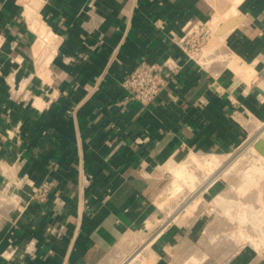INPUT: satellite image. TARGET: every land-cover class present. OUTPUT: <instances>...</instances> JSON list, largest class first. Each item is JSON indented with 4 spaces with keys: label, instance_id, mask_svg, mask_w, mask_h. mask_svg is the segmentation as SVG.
<instances>
[{
    "label": "crops",
    "instance_id": "crops-1",
    "mask_svg": "<svg viewBox=\"0 0 264 264\" xmlns=\"http://www.w3.org/2000/svg\"><path fill=\"white\" fill-rule=\"evenodd\" d=\"M25 7L0 0V161L20 162L51 192L0 232V264H115L127 234L157 212L161 168L187 153L229 154L245 121L264 122V0L243 2L229 60L211 69L175 42L212 17L207 0H43L37 19L61 41L39 68ZM168 58L183 69L150 104L122 87L141 61ZM193 240L163 232L154 264H180ZM233 264L264 260L249 250Z\"/></svg>",
    "mask_w": 264,
    "mask_h": 264
},
{
    "label": "rangeland",
    "instance_id": "rangeland-1",
    "mask_svg": "<svg viewBox=\"0 0 264 264\" xmlns=\"http://www.w3.org/2000/svg\"><path fill=\"white\" fill-rule=\"evenodd\" d=\"M207 27L203 26L193 33L190 45H187V51L190 58L200 63L204 69H211L219 62L228 61L229 58L223 51L224 42L219 47L207 51L211 38ZM245 123L249 125L247 129L244 126L246 131L240 144L234 147L231 153L219 155L222 165L220 164L221 167L218 166V169L223 168L222 175L213 179L214 183L210 186L211 188H207L206 191L210 190L206 194H204L206 191L202 192V199L199 196L200 203L195 206L191 216L186 217L184 224L179 226V224L173 223L170 227L174 230L180 227V230L187 232L188 236L191 235L196 240H193L190 243L191 246L187 247L186 256L181 261L191 258L184 264H201V260L210 262L211 259L226 258L229 254L235 255L236 253L239 258L249 250L251 252L255 250L253 251L255 255L257 254L261 260H264V144H262L264 142V122L251 119ZM250 148L252 151L256 150L257 153L247 151ZM201 156L202 158L207 157V155L187 153L177 159L174 158V160L180 163L187 161V158L197 157L196 159H198ZM164 166L165 164L162 167ZM192 169L185 176L186 185L183 186V190L167 203L166 208L159 213L160 216H153V219L149 220L146 225L144 224L142 228L127 234L124 250L115 257V264H129L130 259L137 254L144 243L152 238L155 232L168 220L167 217L177 213L179 204H183L187 200L191 201V196L194 197V193L197 191L194 175L200 174L198 180L204 181V175L198 171V166H194ZM161 173L166 194L171 188L174 176L173 172L163 171L162 168ZM154 208L156 211V206ZM199 215L201 216L199 217ZM204 225L206 233L203 235ZM216 235L218 238L215 237ZM200 237H203L201 247L196 244ZM244 237H252L257 242L253 240L252 245L251 239ZM209 240L211 245L208 243ZM149 250L151 252L144 250L142 254L145 257L150 256L149 260L153 261L156 257L152 252V245L149 246ZM140 259L143 258L139 257L132 264H142L143 260Z\"/></svg>",
    "mask_w": 264,
    "mask_h": 264
},
{
    "label": "built area",
    "instance_id": "built-area-1",
    "mask_svg": "<svg viewBox=\"0 0 264 264\" xmlns=\"http://www.w3.org/2000/svg\"><path fill=\"white\" fill-rule=\"evenodd\" d=\"M210 19L189 22L183 27L182 36L175 42L186 59H192L187 51V45H190L193 33L197 32V29L203 26H208ZM198 64L202 66L200 63ZM182 69L183 65L175 58H168L163 63L154 64L147 61H141L126 74L122 82V87L132 94L138 102L143 105H148L165 91L171 81L178 76ZM0 175L3 178V181L0 184V232L4 230L14 232L17 226V219H15V216H21L35 203H46L50 196L51 186L48 183L35 185L27 175H22L20 162L10 164L5 161H0ZM207 207H205V209H207ZM200 216L201 215H199V217ZM170 227H172V225ZM170 227L165 231L171 229ZM205 227L206 226L204 225V231H202L203 235L206 233ZM215 237L218 238V235ZM202 238L203 237H200L198 239V242H200L198 246L200 247ZM208 243L211 245L210 240ZM229 256L226 258L218 257L217 260L211 259L210 262H207V260H201V264H233L237 260L238 253L235 255L229 254ZM190 258L191 257L180 262V264L187 263Z\"/></svg>",
    "mask_w": 264,
    "mask_h": 264
},
{
    "label": "bare ground",
    "instance_id": "bare-ground-1",
    "mask_svg": "<svg viewBox=\"0 0 264 264\" xmlns=\"http://www.w3.org/2000/svg\"><path fill=\"white\" fill-rule=\"evenodd\" d=\"M245 0H207V2L211 5V7L214 9V14L212 15L211 19L208 22L209 32H210V43L207 48V51L213 50V48L219 47L223 42H225L227 36L230 35L232 32V28L229 30L222 32V25L226 22L227 24L231 22V20L240 18V6L243 4ZM233 22V21H232ZM207 27V28H208ZM53 54H50L45 61L44 66H48L49 62L52 60ZM35 59V58H34ZM208 62V61H207ZM205 64V63H204ZM46 73V72H45ZM251 153L252 149H248ZM247 151H245L247 153ZM244 152V153H245ZM252 152H256L252 151ZM254 153V154H255ZM248 154V153H247ZM253 155V154H252ZM259 155V154H258ZM255 157V156H254ZM257 157V156H256ZM197 158V157H196ZM194 157L187 158V161L176 163L173 166L169 167V170L173 172V182L171 185V188L168 190V192L163 194L157 201V212L155 213L154 217L160 216L159 213L162 212L166 207L167 203L176 196L181 190H183V186L186 185L185 183V176L190 172V170L194 166H198V171H201L204 175V181L198 180V174L194 175L195 182V188L197 191L194 193V197H192L191 201H185L184 204H179V210H177V213H173L170 216L167 217V221L160 227L158 231L155 232V234L150 238L148 241H146L143 245V247L140 248V250L135 254L129 261V264H132L133 261L139 259V257L143 258L140 260H143L142 264H153L151 262H154L149 260V258L144 256L142 252L145 250L146 252H151L149 250V246L152 245V243L167 229L169 228L173 223L179 224V226L186 220L187 216H191L192 212L195 209V206H197L201 200L200 199L202 192H205L207 188L212 186L214 183L213 179L219 178L222 174L223 168L220 170L218 169V166H220V156L215 154H209L207 157L202 158V156L198 159ZM253 158V157H252ZM222 160V159H221ZM222 165V164H221ZM221 167V166H220ZM219 167V168H220ZM217 169V170H216ZM193 170V169H192ZM197 170V169H196ZM195 170V171H196ZM202 175V174H201ZM202 175V176H203ZM208 175V176H207ZM201 179V177H199ZM212 179V180H211ZM206 188V189H205ZM178 206V205H177ZM172 213V212H171ZM188 219V218H187ZM182 224V225H183ZM181 225V226H182ZM245 239H251V243L253 240L256 241V239L252 237H244ZM257 242V241H256ZM253 245V243H252ZM258 245V243H257ZM142 254V255H141ZM150 255V254H149ZM151 258V257H150Z\"/></svg>",
    "mask_w": 264,
    "mask_h": 264
},
{
    "label": "water",
    "instance_id": "water-1",
    "mask_svg": "<svg viewBox=\"0 0 264 264\" xmlns=\"http://www.w3.org/2000/svg\"><path fill=\"white\" fill-rule=\"evenodd\" d=\"M24 2L26 4L25 12L28 28L37 36L32 48L36 68H39L51 54L53 48L59 46L61 40L37 19L38 13L43 7V0H24ZM232 26L233 22L231 21L226 25H222L221 31L225 32Z\"/></svg>",
    "mask_w": 264,
    "mask_h": 264
}]
</instances>
